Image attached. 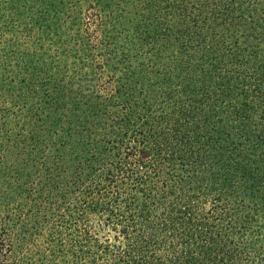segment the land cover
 I'll return each mask as SVG.
<instances>
[{"label": "trees", "instance_id": "obj_1", "mask_svg": "<svg viewBox=\"0 0 264 264\" xmlns=\"http://www.w3.org/2000/svg\"><path fill=\"white\" fill-rule=\"evenodd\" d=\"M160 1L167 6L163 13L158 1L145 0L150 14L162 17L160 30H147L146 47L158 56L185 46L174 56L191 64L197 81L173 99L184 106L168 112L179 116L159 121L150 104L160 97L154 90L135 88L106 69L101 12L89 2L80 23L89 51L101 58L91 70L94 82L84 77L73 94L85 105L78 112L88 116V126L77 124L73 131L71 120L48 122L54 134L55 125L67 133L49 151L44 140H34L38 124H24L2 149L0 264H11L14 243L21 248L54 220L55 264H264V86L256 89L259 102L252 101L234 75L248 66L241 56L250 39L264 41V0ZM12 74L8 84L0 80L3 108L17 105L18 70ZM175 76L192 81L181 72ZM60 84V92L45 89L44 103L50 95L68 98ZM66 109L58 110L67 115ZM257 109L258 126L251 114ZM1 136L0 127V143Z\"/></svg>", "mask_w": 264, "mask_h": 264}, {"label": "rangeland", "instance_id": "obj_2", "mask_svg": "<svg viewBox=\"0 0 264 264\" xmlns=\"http://www.w3.org/2000/svg\"><path fill=\"white\" fill-rule=\"evenodd\" d=\"M89 2L94 3L93 8L96 7L101 12L103 32L99 36L101 42L99 48L104 54L103 58L105 56L110 58L104 61L107 62L106 69L109 72L116 70L114 74L118 77L125 78L126 76V84L130 83L135 88L144 87L145 90H154L160 97L155 103L150 102V104L153 109L152 115L158 117L159 121H162L161 118L173 121L179 116L178 111L172 113L168 112V109L184 106L182 103H172L173 99L175 101L180 99L179 95L184 85H195L197 81L193 83V80H196V77H191V64L183 66L180 64L181 61L174 56V53H179L180 48H185V46H174L173 50L164 49L163 53L158 56L147 49L145 42L149 35L146 32L152 30L153 27L158 30V27L162 26V23L159 24L162 17L160 13L159 15L150 14L151 8L147 3L145 4V0H0V80L8 84L14 76L12 73L16 74L18 70V79L16 78L14 85L17 92L14 94V101L17 105L5 108L0 106V121H2L0 156L2 153L5 154V146L10 140H15V135L20 132L24 124L28 125L33 122V127L38 124L39 128L33 129L35 137L33 138L44 140L42 147L49 151L52 150L53 144L62 143V139H58L64 138L67 133L64 132L62 126L55 125L52 130L59 129V132L54 134L53 131H49L50 125H46L48 122L56 123L58 120L63 124L65 122L69 124L71 120L72 123H76L73 131L77 129V124L83 123L88 126L86 124L88 120H83L88 116L78 112L85 105L81 104L78 99L75 100L73 94L79 88L82 89L81 83L85 79L89 80L88 84L94 82L91 70L95 66L94 60L101 58L94 49L89 51L80 23L81 13ZM155 3L163 13L164 8L167 7L164 5L165 2L155 0ZM172 10L176 12L178 9L175 11L173 8ZM173 12L167 14L170 22L175 19H173ZM244 12L247 13L246 10ZM176 15L175 13V17ZM260 18L264 21V17L260 16ZM261 36L264 38V34ZM184 40L185 38L183 42ZM262 42L264 41L250 39L251 48L244 51L241 56L244 63L248 62V66L240 67L239 73L234 72L241 86L253 96L250 99L257 102H259L260 93L256 92V89L264 86V44ZM182 52L184 53V50ZM114 64L118 66L114 67ZM20 66L28 68L29 73L33 70L36 74L31 78L24 68L20 69ZM126 67L130 72L126 71ZM179 72L182 77L192 78V81L186 84L185 78L178 79L175 75ZM89 73L92 77L84 75ZM164 74L168 76L162 79ZM60 83L66 88L68 98L60 99L57 96L53 99L54 96L50 95L44 103L45 89L51 92L58 91ZM1 88L7 87L1 85ZM20 93L23 95V101H20ZM5 94L3 93L2 97L0 95V102L6 101V98L3 99ZM51 101L55 102L56 111H54V105L53 107L46 106ZM60 106L67 107V115L58 110ZM184 109H188V106L186 105ZM251 114L254 125L261 124V121L255 119H258L262 112L257 109ZM40 122L45 125H39ZM1 188L0 186V195H2ZM12 204L11 210L14 213L17 208L15 203ZM260 214L264 216V211ZM57 223L58 220H54L41 225L42 229L31 233L32 239L25 242L21 248L14 243L15 252L7 261L11 264H55L60 257L59 242H53L52 239L59 233ZM61 232V235L65 237V232L63 230Z\"/></svg>", "mask_w": 264, "mask_h": 264}]
</instances>
